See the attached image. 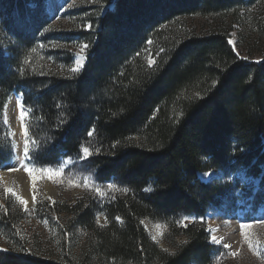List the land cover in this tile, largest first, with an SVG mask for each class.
<instances>
[{
  "label": "trees",
  "instance_id": "obj_1",
  "mask_svg": "<svg viewBox=\"0 0 264 264\" xmlns=\"http://www.w3.org/2000/svg\"><path fill=\"white\" fill-rule=\"evenodd\" d=\"M46 1L0 0V118L21 92L34 161L54 165L88 147L95 177L117 191L106 201L85 194L64 204L59 252L49 254L28 248L26 212L4 197L0 264H224L206 218L234 190L199 173L243 174L255 186L246 192L253 210L264 207V59L243 60L227 43L242 11L264 0H107L84 32L88 58L77 73L37 66L50 36ZM197 16L205 20L199 30L188 25ZM9 156L0 138V167ZM144 218L169 226L173 251L151 238ZM78 228L85 241L73 251L67 236Z\"/></svg>",
  "mask_w": 264,
  "mask_h": 264
},
{
  "label": "rangeland",
  "instance_id": "obj_2",
  "mask_svg": "<svg viewBox=\"0 0 264 264\" xmlns=\"http://www.w3.org/2000/svg\"><path fill=\"white\" fill-rule=\"evenodd\" d=\"M107 0H47L46 10L50 15V24L47 30H50V36L43 37L41 45V55L36 62L37 66H47L51 71L57 64L62 70L70 72H80L88 58L89 39L84 32L92 31L93 24L98 17L105 11ZM243 16L232 23V29L229 33V39L233 41L234 51L243 60L260 61L264 59V28L258 25H264V7L251 8L242 11ZM58 17V18H57ZM205 23L204 18L199 16L189 20L190 28L195 27L201 29ZM5 36H0V42H4ZM88 45L87 50L83 49V45ZM233 45H231L233 47ZM148 61H154L152 53H149ZM39 62V64H38ZM78 68V71L73 69ZM37 69V68H36ZM56 70V68H55ZM13 94L20 97L19 103H22L27 113L23 122L20 121V108L17 105V121L20 131L16 132L8 123L7 109L11 102ZM16 111V110H15ZM7 118V123H5ZM1 122L5 128L0 132V138L7 140L9 145V160L0 167V203L3 204V198L12 196L16 202L26 212V217L21 224V230L27 236L28 248L37 247V249L49 253L59 252L61 245L60 231L63 228L67 216L63 212H59L64 204H75L85 194L97 196L98 199L106 201L111 195L117 191V187L112 183H101L95 177V171L88 166L87 160L89 154L82 152L79 158H66L54 165L40 166L33 157V151L38 148L37 143L31 140L29 132L27 137L24 135V128L27 127L31 120V112L24 102V94L21 92H13L8 98L5 109L2 113ZM28 139L29 158L24 157L23 147L24 140ZM18 140V141H17ZM18 157V164L24 169H35V184L31 178V183L35 197L33 203L26 207L13 196L12 193L6 192L9 189L2 175L1 169L9 166ZM52 170L53 173L59 172L60 175H52L49 178L47 171ZM210 173L211 175H205ZM199 176L204 181L213 180H229L231 188L234 192L224 197L215 206H212L206 218L207 230L209 233V241L217 247L216 259L219 263H235V264H264V223L256 221L264 220V207L253 210L251 206V198L246 194L253 186L248 177L243 174H230L225 176L220 170L213 169L211 171L200 172ZM241 178V179H240ZM86 181V182H85ZM113 185L109 188V185ZM252 185V186H251ZM96 189H100L104 195H100ZM96 221L99 225H105L106 219L101 213L97 214ZM193 219L185 220L186 223L192 222ZM248 223L251 227L245 229L249 234V238L253 241H259L256 251H253L241 235L240 224ZM142 224L148 234L162 249L173 251V246L168 242L170 235L169 226L161 221H153L149 218L142 219ZM213 229L214 231H209ZM234 230V234L238 236V250L234 251L230 247L224 248V242L215 244L211 242L210 237L215 235L218 239L221 233ZM7 239L0 236V251L5 249ZM68 247L70 250L76 251L84 244L85 233L78 228L68 233ZM184 237H177L176 242H184ZM240 241V242H239ZM259 252V255H257ZM232 253H236L235 256ZM196 264V263H192Z\"/></svg>",
  "mask_w": 264,
  "mask_h": 264
},
{
  "label": "bare ground",
  "instance_id": "obj_3",
  "mask_svg": "<svg viewBox=\"0 0 264 264\" xmlns=\"http://www.w3.org/2000/svg\"><path fill=\"white\" fill-rule=\"evenodd\" d=\"M20 99L21 98L16 96V94H13L11 102L7 109L8 123L16 132L20 131V127H17L18 121L16 114L17 105ZM9 168H13L15 170L9 171ZM1 175L8 188L12 189L18 196L23 197L24 200L27 201L26 207H29L33 203L35 197V193L32 187L33 182L31 183V178L28 172L18 164V157L9 166L1 169ZM233 231L234 230H229V232L221 233L218 239L223 237V240L221 241L230 245V248L232 250L237 251L239 245L238 236L235 235Z\"/></svg>",
  "mask_w": 264,
  "mask_h": 264
},
{
  "label": "snow or ice",
  "instance_id": "obj_4",
  "mask_svg": "<svg viewBox=\"0 0 264 264\" xmlns=\"http://www.w3.org/2000/svg\"><path fill=\"white\" fill-rule=\"evenodd\" d=\"M57 18H58V17H57ZM149 43H150V42H149ZM227 43H228L229 45H233V41H232L231 39H228ZM87 48H88V45H86V44L83 45V49H84V50H87ZM233 50H235V49H234V45H233ZM161 51H163V49H161ZM152 63H154V61L150 59V60H149V64H152ZM78 70H79L78 68L73 69V71H78ZM18 106H19V108H20L19 118H20V121L23 122V120H24L25 116L27 115V113L25 112V110H24V106H23L22 103H19ZM5 123H7V118H5ZM27 133H28V129H27V127H25V128H24V135H25V137H27ZM88 135H89V137H91V136H92V132L90 131ZM28 143H29L28 139L25 138V140H24V147H23V153H24V157H25L26 159L29 158V148H28ZM83 152H84L86 155L89 154V148H88V147H84V148H83ZM13 170H15V169H13V168H9V171H13ZM25 171H27L28 174H29V176L32 177V179H33V184H35V175H34V173H35L36 170L33 169V168H27V167H26V168H25ZM41 171H42V172H43V171H47V172L49 173V178H51L53 174H54V175H60L59 172L53 173L52 170H50V169H49V170H43V169H42ZM205 175H211V174H210V173H206ZM85 182H86V181H85ZM108 187H109V188H112L113 185L110 184ZM5 191H6V192H9V193H12V195H13V196H16V198L20 201L21 204L27 206V201L24 200L23 197L18 196V195L12 190V189L9 188V189H6ZM96 191H97L100 195H102V196L104 195V193L101 192L100 189H96ZM116 219L119 220L120 217H116ZM183 219L187 220V219H189V217H184ZM192 219H195V218H192ZM201 219H203V218L201 217ZM256 222L264 223V220H259V221H256ZM185 226H186V225H185ZM249 227H251L250 224H248V223H241V224H240L241 235L244 236V239H245V241L247 242L248 246H249L250 248H252L253 251H256V246H257L260 242H259V241H253L252 239L249 238V234L245 231V229H247V228H249ZM209 231H214V230H213V229H209ZM153 239H155V238H153ZM210 239H211V242H213V243H215V244H220V243H221V240H223V237H221L220 239H217V237H216L215 235H212V236L210 237ZM223 247H224V248H229L230 245H228V244L225 243V244L223 245ZM232 255L235 256L236 253H232ZM257 255H259V252H257Z\"/></svg>",
  "mask_w": 264,
  "mask_h": 264
}]
</instances>
